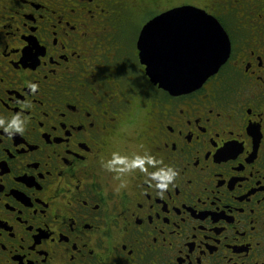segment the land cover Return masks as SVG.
<instances>
[{
	"label": "flooded vegetation",
	"instance_id": "af4514ba",
	"mask_svg": "<svg viewBox=\"0 0 264 264\" xmlns=\"http://www.w3.org/2000/svg\"><path fill=\"white\" fill-rule=\"evenodd\" d=\"M183 3L216 16L230 51L171 94L136 41ZM13 116L0 264H264V0H0V118Z\"/></svg>",
	"mask_w": 264,
	"mask_h": 264
},
{
	"label": "water",
	"instance_id": "95a60500",
	"mask_svg": "<svg viewBox=\"0 0 264 264\" xmlns=\"http://www.w3.org/2000/svg\"><path fill=\"white\" fill-rule=\"evenodd\" d=\"M158 22L147 28L154 19ZM140 61L151 80L171 94L191 91L226 60L227 31L204 8L183 4L147 20L137 38Z\"/></svg>",
	"mask_w": 264,
	"mask_h": 264
},
{
	"label": "clouds",
	"instance_id": "9594fccd",
	"mask_svg": "<svg viewBox=\"0 0 264 264\" xmlns=\"http://www.w3.org/2000/svg\"><path fill=\"white\" fill-rule=\"evenodd\" d=\"M33 87H36L33 85ZM0 126H4L5 130H13L17 132H22L24 129V123L20 119L19 116H13L11 120H9L6 124L3 123L2 118H0ZM117 153H113V156H116ZM105 167L109 168L110 170L113 169V161L108 160L107 163L104 165ZM163 173V174H162ZM176 173L173 169H168L167 171L158 170L157 172L153 173L154 177H159L161 181H164V183H161L160 187H167L168 181H171L175 177Z\"/></svg>",
	"mask_w": 264,
	"mask_h": 264
},
{
	"label": "rangeland",
	"instance_id": "374dc122",
	"mask_svg": "<svg viewBox=\"0 0 264 264\" xmlns=\"http://www.w3.org/2000/svg\"><path fill=\"white\" fill-rule=\"evenodd\" d=\"M179 0H162V3H166V4H170V3H174V2H177ZM150 9L155 11L157 9V7L155 5H151L150 6ZM153 11H150V12H153ZM149 12V13H150ZM145 16V15H143ZM142 20H137L134 21V20H129L128 23H127V27L130 28V33L132 34L133 32V36H134V33H136V31L138 30V28L140 27V24H141ZM130 39L132 40L133 37L131 36Z\"/></svg>",
	"mask_w": 264,
	"mask_h": 264
},
{
	"label": "snow or ice",
	"instance_id": "6c2138e0",
	"mask_svg": "<svg viewBox=\"0 0 264 264\" xmlns=\"http://www.w3.org/2000/svg\"><path fill=\"white\" fill-rule=\"evenodd\" d=\"M158 18H159V17H157V18L154 19L150 24L147 25V28H149V31H151V27H152V25L155 24L156 22H158Z\"/></svg>",
	"mask_w": 264,
	"mask_h": 264
},
{
	"label": "bare ground",
	"instance_id": "6f19581e",
	"mask_svg": "<svg viewBox=\"0 0 264 264\" xmlns=\"http://www.w3.org/2000/svg\"><path fill=\"white\" fill-rule=\"evenodd\" d=\"M96 21V20H95ZM97 23V22H96ZM90 25H92V24H90ZM94 25V24H93ZM96 28V27H95ZM92 29V28H91Z\"/></svg>",
	"mask_w": 264,
	"mask_h": 264
}]
</instances>
